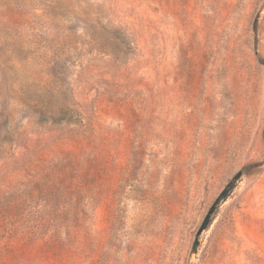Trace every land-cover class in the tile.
Instances as JSON below:
<instances>
[{
  "label": "rangeland",
  "instance_id": "1",
  "mask_svg": "<svg viewBox=\"0 0 264 264\" xmlns=\"http://www.w3.org/2000/svg\"><path fill=\"white\" fill-rule=\"evenodd\" d=\"M0 264H264V0H0Z\"/></svg>",
  "mask_w": 264,
  "mask_h": 264
},
{
  "label": "water",
  "instance_id": "2",
  "mask_svg": "<svg viewBox=\"0 0 264 264\" xmlns=\"http://www.w3.org/2000/svg\"><path fill=\"white\" fill-rule=\"evenodd\" d=\"M235 182L232 181L230 182L226 188L223 190V192L221 193V195L217 198V200L214 202V204L212 205V207L210 208L209 212L207 213V215L205 216L200 228L198 229L197 231V234H196V238L194 240V243H193V246L191 248V258L195 255L196 253V250H197V247L199 245V236L200 234L206 229V227L208 226V223L210 221V218L211 216L215 213L216 211V207L218 205V203L224 198V196L227 194L228 191H230L233 186H234Z\"/></svg>",
  "mask_w": 264,
  "mask_h": 264
}]
</instances>
